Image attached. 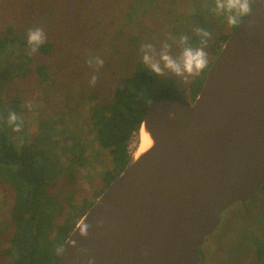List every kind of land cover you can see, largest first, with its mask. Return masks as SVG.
Instances as JSON below:
<instances>
[{"label":"rangeland","instance_id":"1","mask_svg":"<svg viewBox=\"0 0 264 264\" xmlns=\"http://www.w3.org/2000/svg\"><path fill=\"white\" fill-rule=\"evenodd\" d=\"M257 1L250 0L251 9ZM215 3L216 0H0V33L10 25L18 37L0 53V129L7 130L19 148L30 141L37 143L56 161L58 171L45 185L46 193L58 201L53 202L55 208L45 200L39 205L41 210L44 207V222L51 221L52 230L46 233L41 226L39 231L37 225L34 227L38 252L45 251L48 239L64 223L71 212L70 204L80 206L84 199L91 201L106 187L103 176L110 167V158L95 138L92 108L111 99L121 79L142 60L141 48L145 44L154 45L157 51L165 43L170 44V53L178 56L184 47L179 38L186 35L190 46L199 45L203 38L195 29L204 28L212 33L206 47L208 64L215 59L220 37L234 31L225 15L213 11ZM34 28H42L47 39L54 42L51 54L24 51L20 39ZM97 56L104 60L103 66L90 67L88 59ZM27 61L32 68L39 61L44 63L47 75L28 73L23 64ZM167 75L185 85L194 77L184 81L165 70L162 76ZM92 76L97 77L94 86L90 83ZM16 99L17 108H13ZM10 112L22 119V131L15 132L8 125ZM80 153L82 162L78 159ZM14 199L9 185L0 183L1 248L9 245L14 230ZM253 234L264 238V187L254 200L237 203L222 214L221 223L201 246L200 264H255ZM0 264L13 263L0 256Z\"/></svg>","mask_w":264,"mask_h":264},{"label":"water","instance_id":"2","mask_svg":"<svg viewBox=\"0 0 264 264\" xmlns=\"http://www.w3.org/2000/svg\"><path fill=\"white\" fill-rule=\"evenodd\" d=\"M141 127L152 144L134 154L88 208L57 264H200L201 246L222 214L260 191L264 0L222 44L195 100L159 98L146 109ZM34 192L35 186L29 207ZM85 226L87 236L81 235Z\"/></svg>","mask_w":264,"mask_h":264},{"label":"trees","instance_id":"3","mask_svg":"<svg viewBox=\"0 0 264 264\" xmlns=\"http://www.w3.org/2000/svg\"><path fill=\"white\" fill-rule=\"evenodd\" d=\"M253 8L254 6L251 11ZM247 17H244L243 21ZM236 28L233 27L232 31ZM230 35L225 34L220 37V47L217 52L215 50V54L219 53L221 44ZM27 37L28 35L20 39L21 46H23L24 51H31ZM17 38L14 28L8 25L0 33V53L9 43L15 42ZM54 49V42L46 39L37 53L49 55ZM29 60L33 61V58L29 57ZM213 61L214 59L204 71L194 76L188 85L171 75L158 76L151 73L142 63V60L138 61L133 71L124 76L116 86L111 99L92 108L90 118L94 126L95 138L101 149L107 151L110 158V167L103 176L106 187L133 159L134 152L130 146L133 142L136 145L139 143L143 115L149 105L159 98L194 101ZM23 64L28 73L35 71L40 77L47 75V67L40 61L35 63L34 68L30 67L28 61ZM13 108H17V99L14 100ZM81 156L80 153L78 159ZM82 161L83 158L79 160V162ZM57 172L56 161L47 155L37 143L30 141L19 148L7 130L0 129V183L9 185L15 194L11 207V220L14 230L9 238V245L3 248L0 246V256L7 257L13 264H57L59 260L57 248L62 247L70 232L106 188L102 189L91 201L84 199V203L80 206L70 204L71 212H69L64 223L57 226L54 237L48 239L47 248L42 253L38 252L39 241L37 235L34 234L33 258L28 263V246L31 244L28 231L29 221L34 220L33 231L36 225L38 231L40 226L46 233L52 230L51 221L44 222L45 215L42 211L44 207L41 210L39 205L40 203L43 205L42 201L45 200V203L49 202L55 208L53 202L58 201L46 193L45 185L56 177ZM33 186H35L34 198L32 206L29 207V196ZM254 199L255 196L252 200ZM30 208L33 209V215L30 214ZM253 240L255 243V264H264V238L254 235Z\"/></svg>","mask_w":264,"mask_h":264},{"label":"clouds","instance_id":"4","mask_svg":"<svg viewBox=\"0 0 264 264\" xmlns=\"http://www.w3.org/2000/svg\"><path fill=\"white\" fill-rule=\"evenodd\" d=\"M215 13L225 15L227 23L232 27H239L243 18L251 14L250 0H216ZM195 32L203 39L199 45H189L188 36H181L180 43L184 45L182 51L178 56H173L170 53L171 45L165 43L163 47L157 51L152 44H145L141 48L142 63L156 75H163L165 70H169L176 77L187 81L189 77H193L204 71L208 66V52L206 47L208 42L212 39V33L204 28H196ZM47 37L42 28L30 29L28 32L27 43L30 46V54H35L40 47L45 43ZM90 67L103 66L104 60L97 56L88 59ZM163 62V67H161ZM97 77L92 76L90 83L94 86ZM31 108V104L28 105ZM7 123L13 128V131L20 132L23 128V121L17 116L15 112L8 114ZM23 143V140H21ZM88 226L81 229V235L87 236ZM73 244L75 242L73 241ZM63 251V247L57 248V253ZM91 264V262H90Z\"/></svg>","mask_w":264,"mask_h":264},{"label":"bare ground","instance_id":"5","mask_svg":"<svg viewBox=\"0 0 264 264\" xmlns=\"http://www.w3.org/2000/svg\"><path fill=\"white\" fill-rule=\"evenodd\" d=\"M139 140L140 143L138 144L137 149L134 152L135 156H138L140 153L149 148V146L152 144V140L149 134L145 131L144 127H141L140 129Z\"/></svg>","mask_w":264,"mask_h":264},{"label":"built area","instance_id":"6","mask_svg":"<svg viewBox=\"0 0 264 264\" xmlns=\"http://www.w3.org/2000/svg\"><path fill=\"white\" fill-rule=\"evenodd\" d=\"M135 145H136V143L133 142V143L131 144V146H130V148H132V151H133V152H135V150H134ZM134 154H135V153H134Z\"/></svg>","mask_w":264,"mask_h":264}]
</instances>
